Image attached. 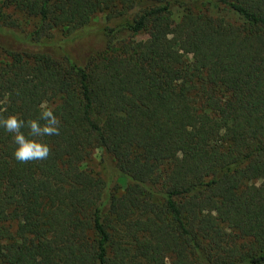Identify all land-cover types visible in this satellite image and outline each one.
I'll return each instance as SVG.
<instances>
[{"label": "trees", "instance_id": "16d2710c", "mask_svg": "<svg viewBox=\"0 0 264 264\" xmlns=\"http://www.w3.org/2000/svg\"><path fill=\"white\" fill-rule=\"evenodd\" d=\"M0 51V264H264V0H0Z\"/></svg>", "mask_w": 264, "mask_h": 264}, {"label": "rangeland", "instance_id": "374dc122", "mask_svg": "<svg viewBox=\"0 0 264 264\" xmlns=\"http://www.w3.org/2000/svg\"><path fill=\"white\" fill-rule=\"evenodd\" d=\"M215 16L226 18L231 21L240 22L241 17L229 7H219L212 9ZM181 15V10L177 9L176 19ZM133 14L125 15L119 18L109 19L107 14L98 13L92 21L85 25L81 30L71 36H66L64 31L55 30L49 37V43L55 44L52 50L56 56H63L64 53H69L70 56L78 62H83L90 53L101 51L106 45V36L104 29L113 27L122 23L129 22ZM26 27L31 28L30 23H24ZM145 34H130L132 41H138L144 38ZM3 52L0 51V55ZM45 108H50L51 105L45 104ZM114 158L101 146L96 147L91 156L84 162V167L94 174L101 176L106 180L113 179L114 176ZM126 181L120 179V186H125Z\"/></svg>", "mask_w": 264, "mask_h": 264}]
</instances>
